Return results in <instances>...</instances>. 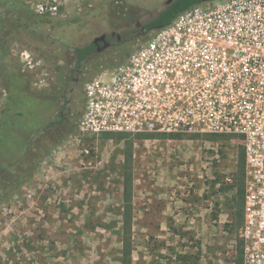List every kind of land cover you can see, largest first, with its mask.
Here are the masks:
<instances>
[{
	"label": "rangeland",
	"instance_id": "374dc122",
	"mask_svg": "<svg viewBox=\"0 0 264 264\" xmlns=\"http://www.w3.org/2000/svg\"><path fill=\"white\" fill-rule=\"evenodd\" d=\"M114 1L25 0L54 15L46 27L60 38L41 46L25 36L10 41L33 93L50 87L54 68L69 56L66 47L92 43L102 33L113 32L112 42L115 35L128 38L166 0ZM138 39L127 42L130 51ZM107 49L114 63L118 48ZM101 66L84 62L68 105L72 114H80L84 83ZM7 95L0 76V109ZM52 138L37 140L49 151L0 198V264H236L242 247L238 143L202 135L77 136V128L56 143Z\"/></svg>",
	"mask_w": 264,
	"mask_h": 264
},
{
	"label": "built area",
	"instance_id": "2783aa9c",
	"mask_svg": "<svg viewBox=\"0 0 264 264\" xmlns=\"http://www.w3.org/2000/svg\"><path fill=\"white\" fill-rule=\"evenodd\" d=\"M76 128L229 136L244 151L243 263L264 264V0H203L147 32L84 83Z\"/></svg>",
	"mask_w": 264,
	"mask_h": 264
},
{
	"label": "trees",
	"instance_id": "16d2710c",
	"mask_svg": "<svg viewBox=\"0 0 264 264\" xmlns=\"http://www.w3.org/2000/svg\"><path fill=\"white\" fill-rule=\"evenodd\" d=\"M202 1L171 0L170 3L164 4L154 18L143 23L142 26L146 32L162 27L170 23L181 11ZM115 2L118 0L113 3ZM120 11L123 14L127 12L124 9ZM53 19L54 15H51L49 11L37 12L25 0H0V76L2 86L8 93L0 109V198L9 197L32 173L38 159L49 151L46 146L41 145L40 148L37 140L50 133L53 135L52 141L56 143L74 132L79 113L75 111L72 114L68 105L74 97V89L78 85L79 73L84 62L94 59L101 63V69L112 67L124 61L130 52L128 41L144 36L140 27H135L132 30V35L128 38L123 36L118 41L115 37V42L109 39L113 43L111 47L118 48L114 63L107 56V48L110 47L98 51L94 43L82 46L69 45L66 47L69 56H65L64 65H57L54 68V79L51 81L50 87L36 94L28 87L29 77L21 71L18 61L12 55L10 41L20 39L21 36L38 42L40 46L58 41L60 38L54 32L48 31L47 28ZM42 28H45L46 31ZM106 135L131 138L122 133H106L100 136ZM197 136L201 135L191 137ZM202 136L231 139L229 136L215 134ZM240 148L242 179L236 196L242 210V224L244 151L241 145ZM239 244V257L236 264H243L242 247L241 243Z\"/></svg>",
	"mask_w": 264,
	"mask_h": 264
},
{
	"label": "flooded vegetation",
	"instance_id": "af4514ba",
	"mask_svg": "<svg viewBox=\"0 0 264 264\" xmlns=\"http://www.w3.org/2000/svg\"><path fill=\"white\" fill-rule=\"evenodd\" d=\"M165 4H167V0L165 1ZM139 27H140V30H141L142 34L145 35L147 32H146V30L144 29V27H143L142 25H139ZM104 34H105V33H104ZM113 35H114L113 32H110V35L105 34V41L108 42V47H111V46L113 45V43H111L110 40H109L110 37L113 36ZM115 37H116V39H117L118 41L120 40L119 35H115ZM103 43H104V42H101V41L98 42V43H94V44H95V47H96V50L101 49Z\"/></svg>",
	"mask_w": 264,
	"mask_h": 264
},
{
	"label": "water",
	"instance_id": "95a60500",
	"mask_svg": "<svg viewBox=\"0 0 264 264\" xmlns=\"http://www.w3.org/2000/svg\"><path fill=\"white\" fill-rule=\"evenodd\" d=\"M170 2H171V0H167V4L170 3ZM100 41L104 42V43L102 44L101 49H99L98 51L103 50V49L108 47V42L105 41V34L104 33L94 37L93 40H92V43H98Z\"/></svg>",
	"mask_w": 264,
	"mask_h": 264
}]
</instances>
